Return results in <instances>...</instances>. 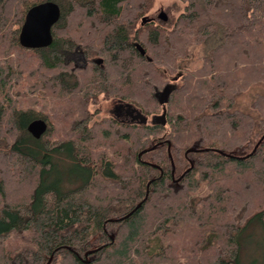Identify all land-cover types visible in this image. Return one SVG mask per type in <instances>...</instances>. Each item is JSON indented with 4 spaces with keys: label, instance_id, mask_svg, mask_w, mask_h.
<instances>
[{
    "label": "trees",
    "instance_id": "trees-1",
    "mask_svg": "<svg viewBox=\"0 0 264 264\" xmlns=\"http://www.w3.org/2000/svg\"><path fill=\"white\" fill-rule=\"evenodd\" d=\"M46 1L60 10L50 43L23 46L28 10ZM154 1L0 0V264H237L239 234L264 229V0H182L171 26L148 14ZM77 46L147 118L161 110L153 84L192 47L203 57L179 76L164 126L89 131V103L66 97Z\"/></svg>",
    "mask_w": 264,
    "mask_h": 264
},
{
    "label": "flooded vegetation",
    "instance_id": "flooded-vegetation-1",
    "mask_svg": "<svg viewBox=\"0 0 264 264\" xmlns=\"http://www.w3.org/2000/svg\"><path fill=\"white\" fill-rule=\"evenodd\" d=\"M96 58L102 57L87 56L84 50L78 49V46L75 47L74 51L70 52L65 57V64L68 68L65 80V85L67 87V95L69 94V96L72 98L79 95L83 97L82 99L85 102L89 103L88 106H93V110L90 108V111H88L86 115L80 120H78V126L82 127V129H86L89 131L98 129L106 131L112 130L113 126L118 123H122L125 125H130L133 123H142L138 120V116H144L135 113L132 108L127 106L126 100L124 98H119L113 93V71L110 72L108 70V67L104 66L103 58L101 63H95L94 60ZM77 70L82 72L80 73L81 81L79 86H75V83L72 82V77L75 78V73ZM95 77H100L101 79H103V81H94ZM172 77H169V81L165 82L163 86L166 83H173V91H175L177 88L176 82L178 81V79L172 81ZM156 88L161 89L160 87L153 86V98V94ZM162 110L163 109L161 106V111L157 114H161ZM154 115H152L151 118ZM144 118L147 119L145 123H148L149 119L147 117Z\"/></svg>",
    "mask_w": 264,
    "mask_h": 264
},
{
    "label": "water",
    "instance_id": "water-1",
    "mask_svg": "<svg viewBox=\"0 0 264 264\" xmlns=\"http://www.w3.org/2000/svg\"><path fill=\"white\" fill-rule=\"evenodd\" d=\"M60 10L57 7L56 4L50 1H46L37 5H34L31 7L25 17V21L23 23L21 32H20V42L23 46L26 47H45L50 43L51 40V27L53 24L57 21L59 18ZM158 18L161 21L167 20L166 13L161 10L158 13ZM144 19H142V22ZM135 48L139 52L141 56L145 55V50L139 43H134ZM149 61L151 59L147 58ZM95 63L99 64L102 62V58H96L94 60ZM181 75V73H177L172 77V81L177 80L178 77ZM174 90V84L173 83H166L161 89H155L154 91V98L157 101L159 105L162 106V113L154 115L150 123L151 124H157L164 126L166 124V109L165 105L169 102L171 93ZM138 120L142 123L146 122V118L138 116ZM27 131L35 138L39 139L41 136L46 132L47 130V124L43 119H34L30 121L27 125ZM168 152H169V143H168ZM171 165H172V176L174 173V164L172 161V158L169 154ZM180 178V177H179ZM178 178V179H179ZM148 186V185H147ZM147 196V193L145 197ZM140 203L136 205L135 208H138ZM131 213V212H130ZM130 213L125 215L124 217H127ZM124 217L120 218L123 219ZM119 220V219H115ZM93 251L85 253V258L87 257L88 253H91ZM52 256L49 257L46 264H49L51 261Z\"/></svg>",
    "mask_w": 264,
    "mask_h": 264
},
{
    "label": "rangeland",
    "instance_id": "rangeland-1",
    "mask_svg": "<svg viewBox=\"0 0 264 264\" xmlns=\"http://www.w3.org/2000/svg\"><path fill=\"white\" fill-rule=\"evenodd\" d=\"M183 8H184V3L182 0H155L148 14L151 17H153L155 20H158L163 23L165 22V24L171 26L172 22L183 11ZM161 10H163L167 15L166 21H161L158 18V13ZM202 55H203L202 49L200 48V46L192 47L189 51V57L183 60L182 62H179L178 65H176L174 72L172 74L167 75L166 82L169 81V77L176 75L178 72L181 73L183 77V73H185V71L198 69L202 64V57H203ZM155 68H161V70L164 71V68L162 66ZM181 78H178V81L176 82L177 87L180 83L183 82ZM153 86L155 85L153 84ZM153 86L150 92L151 96H152ZM162 86H160V88ZM66 97L72 98L69 96V94L66 95ZM240 100L241 103L243 104L247 103L249 102V96L245 94L240 97ZM88 107L89 109L91 108L93 110L92 105ZM160 111L161 110L157 112L160 113ZM148 119H149L148 123H150L151 117ZM168 130L169 129L162 131L160 135H165L168 132ZM57 175L58 174L56 173V171L52 170L49 175V181L56 180ZM66 177H68V174L65 175V178ZM238 245L239 246L237 252L238 254L237 264H264V229L262 225H259L255 221L247 228H245L238 236Z\"/></svg>",
    "mask_w": 264,
    "mask_h": 264
}]
</instances>
